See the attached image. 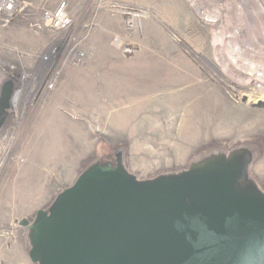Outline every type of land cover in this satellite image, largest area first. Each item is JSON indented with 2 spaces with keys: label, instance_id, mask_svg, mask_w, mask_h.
<instances>
[{
  "label": "rangeland",
  "instance_id": "obj_1",
  "mask_svg": "<svg viewBox=\"0 0 264 264\" xmlns=\"http://www.w3.org/2000/svg\"><path fill=\"white\" fill-rule=\"evenodd\" d=\"M17 2L0 15V264H37L21 221L117 155L143 181L246 148L264 193V0ZM60 2L66 27L33 26Z\"/></svg>",
  "mask_w": 264,
  "mask_h": 264
},
{
  "label": "water",
  "instance_id": "obj_2",
  "mask_svg": "<svg viewBox=\"0 0 264 264\" xmlns=\"http://www.w3.org/2000/svg\"><path fill=\"white\" fill-rule=\"evenodd\" d=\"M10 85L1 99L7 105ZM253 107L264 108L259 100ZM250 153L213 154L187 169L137 180L122 166L94 162L29 228L37 264H233L264 238V193L248 181Z\"/></svg>",
  "mask_w": 264,
  "mask_h": 264
},
{
  "label": "built area",
  "instance_id": "obj_3",
  "mask_svg": "<svg viewBox=\"0 0 264 264\" xmlns=\"http://www.w3.org/2000/svg\"><path fill=\"white\" fill-rule=\"evenodd\" d=\"M22 8L18 5L17 0H0V15L8 18L16 17ZM70 23V16L65 2H60L54 9L44 8L37 22L33 24L37 28H49L58 30L66 27ZM76 57L80 58L81 54Z\"/></svg>",
  "mask_w": 264,
  "mask_h": 264
},
{
  "label": "clouds",
  "instance_id": "obj_4",
  "mask_svg": "<svg viewBox=\"0 0 264 264\" xmlns=\"http://www.w3.org/2000/svg\"><path fill=\"white\" fill-rule=\"evenodd\" d=\"M233 264H264V238L256 237L233 257Z\"/></svg>",
  "mask_w": 264,
  "mask_h": 264
},
{
  "label": "bare ground",
  "instance_id": "obj_5",
  "mask_svg": "<svg viewBox=\"0 0 264 264\" xmlns=\"http://www.w3.org/2000/svg\"><path fill=\"white\" fill-rule=\"evenodd\" d=\"M2 110V109H1Z\"/></svg>",
  "mask_w": 264,
  "mask_h": 264
}]
</instances>
